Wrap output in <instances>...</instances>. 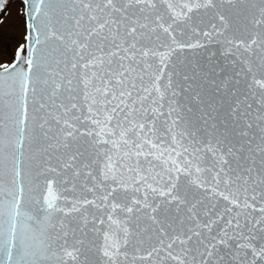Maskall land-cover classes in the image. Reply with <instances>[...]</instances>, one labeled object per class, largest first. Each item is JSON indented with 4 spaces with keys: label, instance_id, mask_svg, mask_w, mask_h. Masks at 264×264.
<instances>
[{
    "label": "snow or ice",
    "instance_id": "obj_1",
    "mask_svg": "<svg viewBox=\"0 0 264 264\" xmlns=\"http://www.w3.org/2000/svg\"><path fill=\"white\" fill-rule=\"evenodd\" d=\"M14 2L0 264H264V0Z\"/></svg>",
    "mask_w": 264,
    "mask_h": 264
},
{
    "label": "rangeland",
    "instance_id": "obj_2",
    "mask_svg": "<svg viewBox=\"0 0 264 264\" xmlns=\"http://www.w3.org/2000/svg\"><path fill=\"white\" fill-rule=\"evenodd\" d=\"M20 5L18 3H13L7 15H3L2 22H0V62L5 60L10 61L12 56L11 53L14 51L16 46V41H13L11 37L13 35L20 37L21 34V18L18 16V9ZM11 44L12 48L5 50V44Z\"/></svg>",
    "mask_w": 264,
    "mask_h": 264
},
{
    "label": "water",
    "instance_id": "obj_3",
    "mask_svg": "<svg viewBox=\"0 0 264 264\" xmlns=\"http://www.w3.org/2000/svg\"><path fill=\"white\" fill-rule=\"evenodd\" d=\"M0 15H2V14H0Z\"/></svg>",
    "mask_w": 264,
    "mask_h": 264
}]
</instances>
